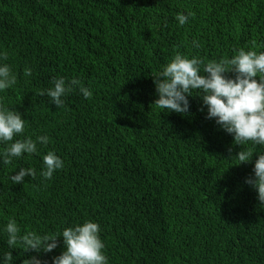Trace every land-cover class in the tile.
Returning <instances> with one entry per match:
<instances>
[{
    "label": "trees",
    "instance_id": "16d2710c",
    "mask_svg": "<svg viewBox=\"0 0 264 264\" xmlns=\"http://www.w3.org/2000/svg\"><path fill=\"white\" fill-rule=\"evenodd\" d=\"M179 13H191L183 26ZM240 49L264 51V0H0V63L16 76L0 102L25 119L17 139L50 138L0 163V229L15 219L22 234H56L91 220L108 264H264V204L246 183L257 153L235 157L252 145L206 118L197 95L186 115L153 104V75L176 54L220 60ZM59 76L79 85L57 108L39 92ZM50 150L64 167L46 180ZM21 167L36 175L13 184ZM6 239L0 231V256L12 251L13 264H51L64 250L62 237L40 253Z\"/></svg>",
    "mask_w": 264,
    "mask_h": 264
},
{
    "label": "clouds",
    "instance_id": "9594fccd",
    "mask_svg": "<svg viewBox=\"0 0 264 264\" xmlns=\"http://www.w3.org/2000/svg\"><path fill=\"white\" fill-rule=\"evenodd\" d=\"M190 15L179 13L175 19L183 26ZM192 46L198 49L201 45L194 39ZM6 57V53L0 52V60ZM229 72L234 76L226 75ZM25 75L30 76L31 70H26ZM153 76L158 96L153 104L157 108L186 115L190 108L189 96L197 95L207 109L206 118L214 119L221 129L232 135L235 144L252 145L239 151L235 157L239 163H246L252 161L254 152L257 153L253 174L246 178V183L256 190L258 201L264 204V151L253 150L264 147V51L240 49L230 58L207 61L198 55L189 58L176 54ZM15 83L16 76L10 65L0 63V92ZM51 84L48 89L40 90L39 95H47L50 102L60 108L65 103L63 97L73 91L79 81L66 82L63 76H59L54 77ZM79 91L86 99L93 95L88 87L80 86ZM25 127L22 114L0 102V163L11 164L25 154H38V145L47 146L50 140L47 135L17 139L25 133ZM42 161L40 175L46 180L64 167V161L51 150L42 155ZM35 175L34 169L21 167L10 179L13 184H20L25 182L26 176ZM0 231L6 234L9 249L20 246L36 253L51 252L58 246L57 238L62 237L64 250L52 258L51 264H108L103 252L105 245L100 238V225L91 220L65 227L56 234L41 235L34 231L22 234L16 220L9 219ZM13 260L12 251L0 256V264H13ZM23 264H43V261L33 255Z\"/></svg>",
    "mask_w": 264,
    "mask_h": 264
}]
</instances>
